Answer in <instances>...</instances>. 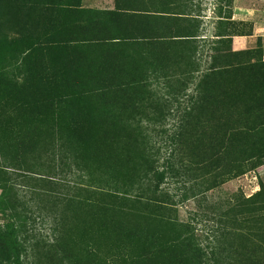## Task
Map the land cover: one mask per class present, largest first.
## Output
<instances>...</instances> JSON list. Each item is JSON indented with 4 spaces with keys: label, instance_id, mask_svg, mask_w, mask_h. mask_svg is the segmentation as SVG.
Here are the masks:
<instances>
[{
    "label": "trees",
    "instance_id": "trees-1",
    "mask_svg": "<svg viewBox=\"0 0 264 264\" xmlns=\"http://www.w3.org/2000/svg\"><path fill=\"white\" fill-rule=\"evenodd\" d=\"M39 5L0 0V264L36 246L30 203L70 264H264V174L249 195L214 197L264 160V58L242 22L201 39L64 40ZM190 200L204 230L179 217Z\"/></svg>",
    "mask_w": 264,
    "mask_h": 264
},
{
    "label": "crops",
    "instance_id": "crops-1",
    "mask_svg": "<svg viewBox=\"0 0 264 264\" xmlns=\"http://www.w3.org/2000/svg\"><path fill=\"white\" fill-rule=\"evenodd\" d=\"M91 2L82 9L78 20L88 35L119 37L123 35H152L159 39H173L176 32L195 35L197 38L211 36L219 19L231 22L259 21L264 29V15L253 8L239 4L238 0H217L209 14L203 0H83ZM100 7V9H98ZM264 39V33L262 34Z\"/></svg>",
    "mask_w": 264,
    "mask_h": 264
},
{
    "label": "rangeland",
    "instance_id": "rangeland-1",
    "mask_svg": "<svg viewBox=\"0 0 264 264\" xmlns=\"http://www.w3.org/2000/svg\"><path fill=\"white\" fill-rule=\"evenodd\" d=\"M239 4L245 7H250L254 9V12L258 15H264V0H238ZM40 5L36 8L35 14L44 15L49 17L46 19V23H51L52 26L48 27L55 34V39L68 40L73 37V35L81 29L78 20H81V14L77 6H81L82 9L97 8L90 7L91 2H84L83 0H39ZM206 9V14H209L213 5L217 0H203ZM100 9V7H98ZM44 21V19H43ZM247 25L241 26L240 33L243 34L242 38L244 40V45L246 48H255L259 43V48L261 49L264 58V39L262 34L264 29L259 21L255 22H245ZM239 33V32H238ZM53 53L58 57H64L63 52L60 49H53ZM8 54V51L5 52ZM264 174V160L255 169L223 183L214 193L215 199H223L229 197L234 192L241 193L244 195H249L257 189V175ZM19 182V180H16ZM168 187L171 194L180 195L182 192V184L180 183H169ZM27 191L24 188H19ZM197 202L184 203V205L179 206V217L181 219L192 218L194 219L195 227L204 230L207 224L203 221L202 207L198 206ZM31 206V207H30ZM27 219H26V231L30 243L36 242V246L33 249H28L24 254L23 258L25 264H70L66 260L62 261L58 253L53 252L50 247L56 235V225L52 221L51 217H47L40 213L38 209L30 203L27 209ZM81 241L77 240L71 245L75 247ZM67 244V243H66ZM74 252V250H72ZM88 255L76 254V259H78L79 264H84L88 262ZM74 264H77L74 262Z\"/></svg>",
    "mask_w": 264,
    "mask_h": 264
}]
</instances>
